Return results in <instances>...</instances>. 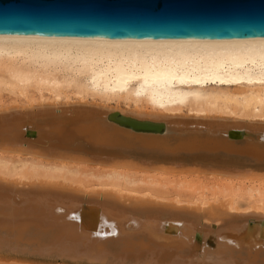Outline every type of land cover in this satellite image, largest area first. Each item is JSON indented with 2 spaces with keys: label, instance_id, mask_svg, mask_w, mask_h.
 <instances>
[{
  "label": "bare ground",
  "instance_id": "6f19581e",
  "mask_svg": "<svg viewBox=\"0 0 264 264\" xmlns=\"http://www.w3.org/2000/svg\"><path fill=\"white\" fill-rule=\"evenodd\" d=\"M45 103H91L143 119L264 120V37L0 35V111ZM81 169L95 171L96 182L77 180ZM139 178L146 187H134ZM187 178L217 189L174 194L177 187L160 184ZM0 183V253L89 264H264V172L93 163L18 148L0 149ZM153 204L168 212H147ZM165 216L183 224L174 237L160 233ZM209 219L220 228L212 231Z\"/></svg>",
  "mask_w": 264,
  "mask_h": 264
},
{
  "label": "water",
  "instance_id": "95a60500",
  "mask_svg": "<svg viewBox=\"0 0 264 264\" xmlns=\"http://www.w3.org/2000/svg\"><path fill=\"white\" fill-rule=\"evenodd\" d=\"M0 35L93 39L264 37V0H0ZM18 148L48 158H79L93 163L127 160L149 167L264 172V120L186 113L143 119L91 103H45L0 111V149ZM160 206L153 204L145 209L168 212ZM179 219H160V233L174 237L183 225ZM209 221L212 231L220 228L215 220ZM260 239H264L263 233ZM136 247L130 245L128 249Z\"/></svg>",
  "mask_w": 264,
  "mask_h": 264
},
{
  "label": "rangeland",
  "instance_id": "374dc122",
  "mask_svg": "<svg viewBox=\"0 0 264 264\" xmlns=\"http://www.w3.org/2000/svg\"><path fill=\"white\" fill-rule=\"evenodd\" d=\"M4 100L8 101V98H6V95L4 94ZM112 106L118 107V108H123L125 107L123 104L121 103H117V104H113ZM86 171V169H81L79 170L78 175L75 177L77 180L83 181L84 183H94L96 182V180L94 179V175H96L97 173L95 171H91V172H84L82 174V172ZM142 178H139L136 182V184L134 185L135 188H142V187H146V185L141 181ZM189 182L191 183L193 188H188V189H182L179 188L178 186H182V185H178L177 183L180 182ZM171 182V183H170ZM160 184L162 186H164V184H167L168 187L174 186L177 188H174V194L177 193H183V194H189V192H191V190H193L194 188H207L209 190H216L217 187L214 184V182L210 181V180H204V179H192V178H187L184 180H179V179H168V180H161ZM177 184V185H176ZM187 186V185H185ZM168 188H163L160 190L161 192L165 193V191H167ZM200 190V189H199ZM242 206L244 205V201L242 202ZM0 264H89V263H82V262H71V261H65V260H52L49 258H44V257H36L34 255H29V254H5V253H0Z\"/></svg>",
  "mask_w": 264,
  "mask_h": 264
}]
</instances>
